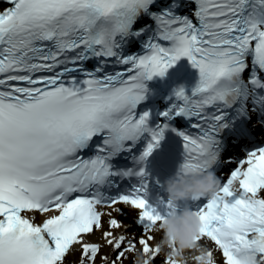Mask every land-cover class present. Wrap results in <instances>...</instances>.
<instances>
[{"label":"snow or ice","instance_id":"1","mask_svg":"<svg viewBox=\"0 0 264 264\" xmlns=\"http://www.w3.org/2000/svg\"><path fill=\"white\" fill-rule=\"evenodd\" d=\"M0 3V264H123L129 253L135 264L138 245L148 264H180L159 226L184 206L202 224L185 264H198L202 249L209 264L248 255L264 264V145L233 161L219 138L230 119L240 137L250 134L244 118L264 123V0H194L189 16L151 12L154 0ZM142 14L155 32L144 54L126 55L129 38L151 31L134 29ZM184 58L199 80L190 94L175 89L151 127L150 112L138 113L145 81ZM175 117L188 126L173 127ZM169 131L181 140L183 174L216 173L214 196L177 204L146 165L111 163L147 133L132 157L143 164ZM125 209L138 237L120 219Z\"/></svg>","mask_w":264,"mask_h":264},{"label":"clouds","instance_id":"2","mask_svg":"<svg viewBox=\"0 0 264 264\" xmlns=\"http://www.w3.org/2000/svg\"><path fill=\"white\" fill-rule=\"evenodd\" d=\"M169 200L180 204L190 201L193 197L214 196L220 188V179L214 171L204 174L194 173L185 175L179 168L162 182ZM202 227L200 218L188 206L182 207L178 213L167 217L159 226L163 230L161 246L175 245L177 251L170 253L180 264H185L187 251L198 247L196 241ZM201 259L198 264H209L210 258L206 250L200 251ZM246 264H259L255 255L245 257ZM135 264H148V258L142 252L135 253ZM189 264L192 262L189 260Z\"/></svg>","mask_w":264,"mask_h":264},{"label":"bare ground","instance_id":"3","mask_svg":"<svg viewBox=\"0 0 264 264\" xmlns=\"http://www.w3.org/2000/svg\"><path fill=\"white\" fill-rule=\"evenodd\" d=\"M121 207H123V206H121ZM124 211H125V215L121 216L120 219L123 220L124 223L129 226V233L134 234L138 237L140 232L134 233V229H133V225H132L134 213H131V211L128 209H125ZM42 218L43 217L41 216V219ZM159 236H160V234H157V240H159ZM93 239H95V238H93ZM137 248L139 251V245L137 246ZM133 259H134V255L132 253H129V254H127V259L123 262V264H133Z\"/></svg>","mask_w":264,"mask_h":264}]
</instances>
